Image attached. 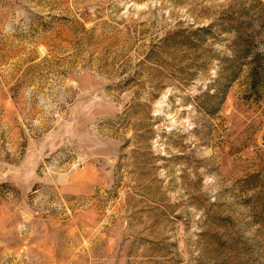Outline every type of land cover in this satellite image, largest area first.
Here are the masks:
<instances>
[{
  "label": "rangeland",
  "instance_id": "obj_1",
  "mask_svg": "<svg viewBox=\"0 0 264 264\" xmlns=\"http://www.w3.org/2000/svg\"><path fill=\"white\" fill-rule=\"evenodd\" d=\"M0 264H264V0H0Z\"/></svg>",
  "mask_w": 264,
  "mask_h": 264
},
{
  "label": "trees",
  "instance_id": "obj_2",
  "mask_svg": "<svg viewBox=\"0 0 264 264\" xmlns=\"http://www.w3.org/2000/svg\"><path fill=\"white\" fill-rule=\"evenodd\" d=\"M249 74L253 80L256 79V77L260 76L261 72H259L257 67L250 68Z\"/></svg>",
  "mask_w": 264,
  "mask_h": 264
}]
</instances>
